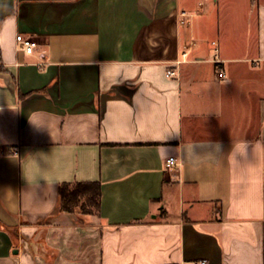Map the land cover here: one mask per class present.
<instances>
[{
  "label": "crops",
  "instance_id": "1",
  "mask_svg": "<svg viewBox=\"0 0 264 264\" xmlns=\"http://www.w3.org/2000/svg\"><path fill=\"white\" fill-rule=\"evenodd\" d=\"M202 260L264 264V0H0V264Z\"/></svg>",
  "mask_w": 264,
  "mask_h": 264
},
{
  "label": "trees",
  "instance_id": "2",
  "mask_svg": "<svg viewBox=\"0 0 264 264\" xmlns=\"http://www.w3.org/2000/svg\"><path fill=\"white\" fill-rule=\"evenodd\" d=\"M61 208L83 214H98L101 204L99 182H64L60 185Z\"/></svg>",
  "mask_w": 264,
  "mask_h": 264
},
{
  "label": "built area",
  "instance_id": "3",
  "mask_svg": "<svg viewBox=\"0 0 264 264\" xmlns=\"http://www.w3.org/2000/svg\"><path fill=\"white\" fill-rule=\"evenodd\" d=\"M16 42H17V47L18 49L24 51L26 54H33L35 52V49L37 47V41L29 36H25L21 33H18L16 35ZM213 45L216 46V51H219V48L217 47V43L215 41H213ZM181 64V60H177L176 61V68H170L167 70L166 74L167 76L171 77V76H176L179 75V71H178V65ZM216 73L218 78L223 79L226 77L223 65H222V61L220 59L216 60ZM178 164V158L175 156H170L169 158H167L166 160V166L167 168H173ZM194 264H207L206 260H202L200 262H195Z\"/></svg>",
  "mask_w": 264,
  "mask_h": 264
},
{
  "label": "clouds",
  "instance_id": "4",
  "mask_svg": "<svg viewBox=\"0 0 264 264\" xmlns=\"http://www.w3.org/2000/svg\"><path fill=\"white\" fill-rule=\"evenodd\" d=\"M29 120L33 124V126L37 129L47 128V124H46L45 120H43V119L29 117ZM172 134L173 133H168V136H170ZM203 143L207 145V150H208L209 155H213L217 152H222L221 151V145L219 144V142L207 140ZM189 150L193 153V155H198V153L195 152V147L190 146Z\"/></svg>",
  "mask_w": 264,
  "mask_h": 264
},
{
  "label": "rangeland",
  "instance_id": "5",
  "mask_svg": "<svg viewBox=\"0 0 264 264\" xmlns=\"http://www.w3.org/2000/svg\"><path fill=\"white\" fill-rule=\"evenodd\" d=\"M230 12H233V11H230ZM228 22H229V20H228Z\"/></svg>",
  "mask_w": 264,
  "mask_h": 264
}]
</instances>
